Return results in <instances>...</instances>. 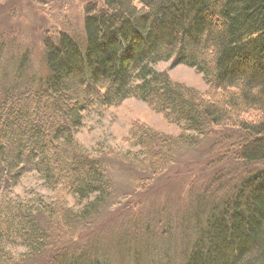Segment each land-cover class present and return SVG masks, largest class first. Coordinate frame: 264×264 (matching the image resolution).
<instances>
[{
  "label": "trees",
  "instance_id": "trees-1",
  "mask_svg": "<svg viewBox=\"0 0 264 264\" xmlns=\"http://www.w3.org/2000/svg\"><path fill=\"white\" fill-rule=\"evenodd\" d=\"M84 11L83 42L67 33L45 37L47 73L2 90L0 194L34 169L78 200L93 195L73 215L52 204L48 220L40 219L43 208L0 203V264L44 252L53 255L44 264H110L64 251L66 236L91 223L107 195L103 165L77 150L72 133L84 110L127 97L180 128L171 135L143 126L134 135L148 173L175 163L212 130H231L210 155L232 156L238 176L179 264H264V0H100ZM168 60L194 67L210 93L154 68ZM13 245L24 252L16 256Z\"/></svg>",
  "mask_w": 264,
  "mask_h": 264
},
{
  "label": "rangeland",
  "instance_id": "rangeland-1",
  "mask_svg": "<svg viewBox=\"0 0 264 264\" xmlns=\"http://www.w3.org/2000/svg\"><path fill=\"white\" fill-rule=\"evenodd\" d=\"M93 1L100 2L0 0V95L17 79L33 84L47 73L45 37L55 39L57 34L67 33L84 41V10ZM171 61L156 62L154 68L167 72L174 82L210 93L209 85L194 67L171 65ZM143 126L171 135L180 132L176 124L134 97L82 112L72 139L78 151L103 165L107 195L94 220L63 241L70 257H97L110 264L182 263L203 234L212 205L228 196L226 192L238 171L232 156L223 160L216 156L215 160L210 150L215 142H224L230 129H214L200 137L197 144L181 150L175 163L154 174L138 162L140 147L134 135ZM4 194H0L2 204L10 199L26 208H43V213L39 212L41 220L47 219L46 209L52 204L59 205L63 212L77 214L93 195L78 200L34 169L10 183ZM24 250L23 246H11L16 256ZM41 256L23 264H44L53 255L44 252Z\"/></svg>",
  "mask_w": 264,
  "mask_h": 264
}]
</instances>
